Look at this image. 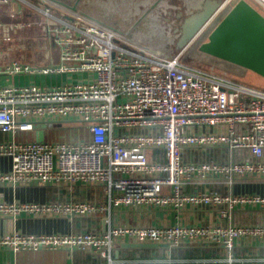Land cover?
<instances>
[{
  "label": "built area",
  "instance_id": "1",
  "mask_svg": "<svg viewBox=\"0 0 264 264\" xmlns=\"http://www.w3.org/2000/svg\"><path fill=\"white\" fill-rule=\"evenodd\" d=\"M12 0H0L10 6ZM228 0L220 4L222 8ZM264 14V0H248ZM44 16L43 27L57 61L32 65L0 63V184H76L100 188L95 201L3 202L0 217H91L103 214L105 229L0 236V249H79L100 264H264V256L236 255L239 246L264 241V222L238 223V209H264V192L232 191L247 178L264 177V88L225 73L182 61L181 52L160 56L126 32L45 0L30 5ZM8 15L15 12L9 7ZM4 21L0 15V28ZM64 74L61 84H15L16 76ZM2 79V80H1ZM65 119L81 135L60 140H16L34 124L57 127ZM216 154L219 155L218 159ZM226 191H220L219 186ZM216 210L224 223L120 224L118 207ZM214 245L217 258L170 255L116 257L120 242Z\"/></svg>",
  "mask_w": 264,
  "mask_h": 264
},
{
  "label": "crops",
  "instance_id": "2",
  "mask_svg": "<svg viewBox=\"0 0 264 264\" xmlns=\"http://www.w3.org/2000/svg\"><path fill=\"white\" fill-rule=\"evenodd\" d=\"M49 1V0H48ZM36 4L41 6L45 4V0H12L11 5L15 14L20 13L23 17L36 18L38 14L30 6ZM5 7V6H3ZM2 7V8H3ZM55 9L58 10L56 3ZM2 10V9H1ZM66 15H71L74 12L70 10L64 11ZM77 13L85 15V12L80 7ZM88 17V16H87ZM92 20L95 18L89 17ZM101 22V21H99ZM53 54L50 62L57 61L58 51ZM53 49V50H54ZM240 69V68H235ZM240 71V70H239ZM242 73V72H241ZM255 74V73H254ZM257 75V74H255ZM258 76V75H257ZM260 84H264V78H256ZM72 78L64 74H49V75H26L16 76L15 84H24L29 81H35L40 85L61 84L70 81ZM2 80V79H1ZM47 129V128H46ZM45 129V131H46ZM44 134L46 136V132ZM32 139H34V132ZM11 136L8 133L0 132V141H5ZM216 154V158L218 159ZM9 161L7 158L0 157V169H8ZM220 191H226L228 188L219 186ZM232 191L235 193L242 192H264V177L263 178H247L236 183ZM83 199H92L100 201L103 199L102 192L98 187L84 186L76 184L72 187L65 185L41 184L37 181L24 185H8L0 184V201L3 202H51V201H78ZM115 221L120 224H157V223H175L183 221L188 224H220L226 220L219 218L216 210L188 208L184 211L176 213L167 211L161 208H131L120 206L115 212ZM233 220L238 223H253L264 222V209L246 208L238 209L233 214ZM85 229H95L103 231L105 229L103 214L94 215L91 217H63V216H42L36 217L31 215L21 214L16 218L0 217V236L12 232L13 230L21 231L29 234H46V233H72ZM126 243H136L131 241L120 242L116 249V257H143L155 258L164 255H170L173 258L185 257H207L217 258L224 255V250L214 245L201 244H184L176 248L165 247H128ZM236 255L240 256H264V241L244 244L236 250ZM103 259L92 254L89 251L73 249H55V250H21L14 252L9 248L0 249V264H100Z\"/></svg>",
  "mask_w": 264,
  "mask_h": 264
},
{
  "label": "rangeland",
  "instance_id": "3",
  "mask_svg": "<svg viewBox=\"0 0 264 264\" xmlns=\"http://www.w3.org/2000/svg\"><path fill=\"white\" fill-rule=\"evenodd\" d=\"M60 1L72 5L75 0ZM206 1H218L220 5L225 0H79L77 9L80 7L86 16L126 32L133 42L160 56H171L181 52L182 61L189 65L211 72L225 73L264 88V84L255 80L254 77L257 75L253 72L242 69L239 71L235 69L237 67L198 49L199 43L206 40V33L237 0H228L220 9L216 7L208 17L207 27L203 31L200 30L183 47L178 46L180 26L175 18L178 7L183 9L187 8L186 5L198 4L193 10L195 13L203 9ZM8 13V6L3 7L0 13L4 21V26L0 28V63L12 60L32 65L50 63L56 50L52 48L45 34L42 23L44 16L35 13L38 19L27 18L18 13L11 18ZM68 120L62 121L60 126L47 128L46 139L53 141L69 137L78 138L83 129L78 127L77 123ZM15 138L31 140L32 133L17 132Z\"/></svg>",
  "mask_w": 264,
  "mask_h": 264
},
{
  "label": "water",
  "instance_id": "4",
  "mask_svg": "<svg viewBox=\"0 0 264 264\" xmlns=\"http://www.w3.org/2000/svg\"><path fill=\"white\" fill-rule=\"evenodd\" d=\"M49 1L77 12L79 0H75L72 5L60 0ZM219 6L218 1H206L201 11L186 18L180 29L178 46L186 45L203 28V24L213 10ZM198 49L207 55L264 78V14L248 0H237L206 33V40L199 43ZM48 125L47 122L34 124V140H44V131ZM125 246L166 247L167 244L126 243Z\"/></svg>",
  "mask_w": 264,
  "mask_h": 264
},
{
  "label": "flooded vegetation",
  "instance_id": "5",
  "mask_svg": "<svg viewBox=\"0 0 264 264\" xmlns=\"http://www.w3.org/2000/svg\"><path fill=\"white\" fill-rule=\"evenodd\" d=\"M190 5H186L187 8H183V9L181 7H178V10H177L175 18L178 21L180 29H181L185 19L188 18L191 14H193V12H194L193 10L195 9V7H197L198 4L191 5V8H190ZM208 24H209V18L203 24V28L201 29V31H203V29H205ZM202 41H204V40H202Z\"/></svg>",
  "mask_w": 264,
  "mask_h": 264
}]
</instances>
